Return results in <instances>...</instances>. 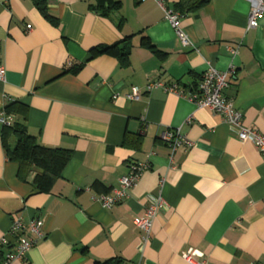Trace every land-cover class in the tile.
Listing matches in <instances>:
<instances>
[{
	"label": "crops",
	"instance_id": "crops-1",
	"mask_svg": "<svg viewBox=\"0 0 264 264\" xmlns=\"http://www.w3.org/2000/svg\"><path fill=\"white\" fill-rule=\"evenodd\" d=\"M161 1L177 11L179 0ZM249 9L247 0H209L183 12L193 44L184 46L157 0H0V116L12 117L0 121V237L20 218V234L34 239L12 264H189V251L200 264L264 261V154L221 115L161 86L147 90L176 83L189 93L208 63L233 65L224 94L242 124L264 135V18L247 28ZM125 37L126 63L92 56ZM134 86L139 96L130 99ZM12 102L22 108L6 113ZM15 121L41 145L69 152L49 191L33 184L38 168L19 173L7 155L16 138L4 137V125ZM167 129L188 144L171 154ZM132 163L148 168L125 199L102 208L97 198L112 194ZM159 191L167 206L143 245L136 221ZM33 220L42 222L41 237Z\"/></svg>",
	"mask_w": 264,
	"mask_h": 264
},
{
	"label": "built area",
	"instance_id": "built-area-1",
	"mask_svg": "<svg viewBox=\"0 0 264 264\" xmlns=\"http://www.w3.org/2000/svg\"><path fill=\"white\" fill-rule=\"evenodd\" d=\"M162 7L164 18L173 27L176 36L184 46H193L187 34L181 28V20L183 15L173 9L167 8L161 0H157ZM250 5L247 28H255L259 25L261 18H264V0H247ZM31 26L27 25V30ZM234 71V66L230 65L228 69L220 71L208 63L207 68L201 74L198 84L193 91L185 93L183 88H180L176 83L162 84L161 82H150L147 85V90L154 86H161L165 91H174L179 95H184L189 101L194 103L198 108H208L212 112L219 114L223 120L236 130L237 138L240 142H252L256 145L259 151L264 154V135L258 130L247 127L242 124V112L235 106L232 99L227 98L224 94L228 87L227 77L229 73ZM0 79H4V69L0 67ZM139 96L138 87H132V91L127 95L130 99H137ZM12 117L0 116V121L5 123L11 120ZM8 121V122H9ZM163 141L169 146L171 154L177 149L179 145L188 144L185 137L181 135L179 129H167L162 133ZM148 168L146 164L132 163L129 171L123 175L119 180V187L113 191L112 194L101 195L97 198L102 208L108 209L111 206L121 202L128 196V190L131 189L140 178L142 172ZM151 204L145 210V213L136 221L137 228L141 233L140 241L143 245L148 241L152 225L155 217L166 209V202L159 191L155 195L150 196ZM22 222L20 218L12 220L8 233L0 237V252L3 247L12 245L8 251L0 256V264H12L15 261H21L25 258L26 253L34 244V239L24 238L20 234ZM30 230L37 236H42V222L40 220H33L30 223ZM11 238V240L9 239ZM196 251H189L184 254V259L189 264H200L193 260V255ZM245 264H264V261H250Z\"/></svg>",
	"mask_w": 264,
	"mask_h": 264
},
{
	"label": "trees",
	"instance_id": "trees-1",
	"mask_svg": "<svg viewBox=\"0 0 264 264\" xmlns=\"http://www.w3.org/2000/svg\"><path fill=\"white\" fill-rule=\"evenodd\" d=\"M209 0H179L175 3V9L180 12H191L202 7ZM40 4V3H38ZM41 5V4H40ZM101 6V5H100ZM98 6L97 8L102 11V14L107 12L104 7ZM109 6V5H108ZM42 13L54 21L52 17L48 15L44 6H41ZM183 15V14H182ZM130 37H125L121 41L114 43L112 45H100L91 50L92 56L99 54H110L118 56L119 59L126 63L128 61L131 45L129 43ZM145 45L149 48H154V46L145 40ZM76 67L75 69H78ZM201 76V75H200ZM196 88V85L191 91ZM16 108H22L21 104L17 102H12L4 107L6 113H11L15 111ZM3 135H13L16 138V144L13 149L7 148L6 152L9 159L16 161L19 165V173L23 169H31L32 167L38 168L33 179V184L36 189L40 191H49L53 181L60 175L62 168L65 166L69 158V152L59 149L50 148L41 145L37 139L30 135L27 127L21 122H12L4 125ZM122 260L120 258L107 259L104 261H97L95 264H121Z\"/></svg>",
	"mask_w": 264,
	"mask_h": 264
}]
</instances>
